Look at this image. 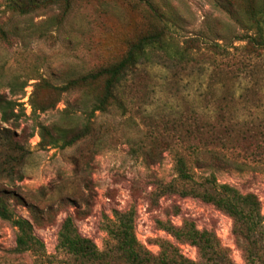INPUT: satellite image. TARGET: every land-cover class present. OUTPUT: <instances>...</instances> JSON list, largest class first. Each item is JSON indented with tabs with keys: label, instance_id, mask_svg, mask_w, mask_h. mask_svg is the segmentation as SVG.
I'll return each instance as SVG.
<instances>
[{
	"label": "rangeland",
	"instance_id": "1",
	"mask_svg": "<svg viewBox=\"0 0 264 264\" xmlns=\"http://www.w3.org/2000/svg\"><path fill=\"white\" fill-rule=\"evenodd\" d=\"M232 3L242 10L246 0ZM150 6L166 15L172 39L122 81L124 112L115 106L96 112L89 132L70 147H41V127L51 135L54 125L69 133L82 130L87 93L39 88L32 97L35 87L61 86L119 60L130 43L160 26ZM227 9L223 0H70L60 20L56 7L20 16L0 0V29L8 37L0 40V95L14 103L8 122L0 120V191L17 197L10 209L32 223L45 249L41 261L16 253V230L0 219V264H70L55 249L67 216L82 237L107 250L104 229L113 211L130 209L136 238L152 255L159 252L157 241L166 240L197 261L195 248L176 243L156 225L190 221L213 233L234 264H244L231 219L173 192L179 186L174 158L183 154L189 160L183 145L192 144L193 130L223 126L232 129L226 140L243 149L234 156L245 167L221 170L216 179L254 194L264 215V52L244 49L246 31ZM188 46L189 54L179 56ZM101 90L99 81L91 91ZM49 102L57 103L38 109Z\"/></svg>",
	"mask_w": 264,
	"mask_h": 264
},
{
	"label": "trees",
	"instance_id": "2",
	"mask_svg": "<svg viewBox=\"0 0 264 264\" xmlns=\"http://www.w3.org/2000/svg\"><path fill=\"white\" fill-rule=\"evenodd\" d=\"M223 1L228 8L226 13L246 31L243 37L244 49L252 53L264 52V0L258 3L246 0L242 10L235 8L232 0ZM50 7L58 8L60 20H63L70 9V0H7V8L20 16ZM150 9L160 26L130 43L119 60L68 80L61 86L45 82L35 87L32 97L39 88L49 89L55 94L72 91L87 93L81 101L84 118L82 130L69 133L71 131L54 125L55 134L51 135L47 128L41 127V147H70L89 132L96 112H107L112 106L124 112V101L118 94L122 81L150 51L165 49L172 39L171 26L166 15H159L151 6ZM0 40L8 42L6 32L1 29ZM194 42L196 44L197 41ZM188 43V40L185 41V44ZM190 49L192 48L189 46L185 47L179 56L188 55ZM99 81H102V90L96 94L91 90ZM56 103L49 102L38 109L44 112L53 109ZM13 106L14 103L0 95V120L4 123L13 115ZM32 107L35 110L36 106ZM187 133L191 135L192 131ZM193 133L192 144L188 141L183 145L189 160L183 154L174 158V171L179 186L173 192L180 197L198 199L224 213L232 221V232L240 242L244 264H264V215L260 201L254 194H242L216 179V173L221 170L233 168L241 171L245 167L234 156L237 150L243 149L237 143L226 140L232 135L230 128L207 125L196 127ZM2 164H7V161L2 160ZM15 198V195L0 191V219L16 230L14 251L18 254L31 253L40 261L45 260L44 244L35 236L32 223L16 216L9 207V202ZM156 225L176 243L195 248L198 260L185 258L177 246L166 240L157 241L159 252L152 255L136 238L135 214L132 209L125 212L113 211V221L104 229L108 236L109 249L99 251L92 241L82 237L70 216L60 225L55 249L57 253L67 256L70 264H234L228 251L210 231L198 230L190 221L174 226L169 220H158Z\"/></svg>",
	"mask_w": 264,
	"mask_h": 264
}]
</instances>
